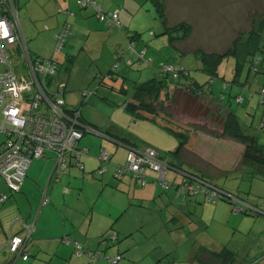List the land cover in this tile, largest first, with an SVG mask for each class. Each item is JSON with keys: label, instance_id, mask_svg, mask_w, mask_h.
I'll use <instances>...</instances> for the list:
<instances>
[{"label": "rangeland", "instance_id": "obj_1", "mask_svg": "<svg viewBox=\"0 0 264 264\" xmlns=\"http://www.w3.org/2000/svg\"><path fill=\"white\" fill-rule=\"evenodd\" d=\"M71 1L75 3L72 10L68 9L69 12L63 13L59 12L58 8H66V0H18L17 19L30 54L35 58L52 59L59 64V70L52 76L51 87L54 88L61 81L65 84L63 98L66 104L81 109L83 120L89 128H96L101 135L105 132L112 135L120 132L125 136L134 137L139 142L136 146L142 148L140 151L144 152L148 147L158 151L163 162L174 161L169 152L175 149V140L151 124L133 122L123 110V103L130 98L134 85L158 77L159 70L163 71L164 65H167L175 71L185 69L186 73L183 77L180 72L179 78L176 79L180 83L177 85L180 89L178 93L180 98L185 99V103L180 104L181 100L178 105L170 103L169 100L165 102L171 113H178L174 116L179 120L183 119V108L186 110L193 108L198 113L201 112L202 117L209 119V123L217 124L219 123L217 120L223 119L226 106L235 113L243 131L247 135L255 136L260 146L264 145V35L257 54L260 62L258 74L249 73L248 67H243L236 82H233L235 59L232 56L222 60L217 77L211 80L202 71L199 57L193 53L197 50L221 52L227 49L243 30L253 26V30L257 31L264 17V0H163L168 25L174 27L180 23L183 29L189 31V36L183 41V45H180L191 51L185 55L177 52L169 43V36L163 33L162 24L149 2L115 0L112 12L124 13V15L120 13L121 29L103 25L92 16L86 17V23L80 24L87 28L79 32L74 24L75 16L93 12V9H81L77 0ZM95 1L101 4L98 0ZM68 13L72 15H66ZM67 17L69 21H64ZM122 21H126L127 24ZM65 22L70 25L71 32L68 38L66 37L62 51L55 52L56 33ZM95 26L98 29H95ZM109 30L110 32H107ZM128 31L139 34L138 40L133 43L135 46L133 50L129 47ZM68 58L73 61L70 63L69 71L65 73ZM4 71L5 66H0V73ZM174 80L169 78V81ZM190 83H197L203 87L210 97L206 95L207 93L202 94L200 99L189 96L186 87ZM247 84L250 85V89L243 90ZM221 93H224L226 99L220 101ZM237 95L244 97L240 104L233 98ZM211 98L217 101L215 109L206 112L199 106L194 107L202 101L209 102ZM82 101L85 103L81 106ZM212 114L215 118L211 121ZM194 119H197V116L190 120L199 121ZM88 137L104 141L100 136L91 134H85L82 140L85 141ZM103 143L107 145L109 155L112 156L106 171V176L112 183H104L108 184V189L101 192V187L97 184L86 182L80 202L81 211L83 208V215L87 216L91 212V206H94L93 211L97 215L112 208H115V213L119 211L120 215L116 221L114 220L115 223L112 221L109 223V226L115 225L113 230L119 239L103 253L109 257L120 255L121 259L115 264H200L191 258L192 249L205 247L204 245L209 242L215 245V239L225 242L226 245L231 241L232 247L234 245L236 249L241 246L247 248L250 252L249 258L264 253V182L251 178L247 170L240 166L242 151L240 144L200 132L194 150L180 158V168H183V171L207 175V180L211 184L227 191L226 194L233 198L219 199L211 203L201 194H187L185 197V194L180 192L179 196L173 188L163 190L158 185L159 193L156 192L155 198L152 190L143 197V192L150 186L140 188L133 183V187L127 179L129 175L124 176L127 177L125 179L114 177L113 172L117 166L125 164L128 150L123 146L124 143L122 145ZM83 148L87 149V146ZM103 152L106 153L104 150ZM98 161L100 163L99 157ZM70 167L79 171V180L83 176L95 179L98 183L101 180L99 176L90 172L83 174L77 166H69V169ZM85 171L88 172L87 166ZM146 175L149 180L158 179V174L154 171L146 170ZM175 176V173L170 171L166 181H173ZM80 184H68L69 192L66 196L80 194ZM150 184L151 182L148 185ZM178 199L180 207L177 205ZM75 203L72 202V205ZM248 205L252 210L243 208ZM235 208L246 212H235ZM177 210L181 213L178 222L173 216ZM202 214L205 219L215 214L223 219L231 218V225L235 227H230L229 231L235 230V238H226L211 230H202L199 220ZM235 214L242 217H235ZM5 226H8V223L1 219L0 246L5 244L3 235ZM28 251L31 256L28 263L24 264L97 262L95 259L91 260L85 253L78 256L74 248L73 251L69 249L68 254H58L54 257V253L45 249ZM7 257L8 255L0 250V264H5ZM99 261H102V264H109L104 259ZM239 262L240 258L234 264ZM252 262L264 264V257H257Z\"/></svg>", "mask_w": 264, "mask_h": 264}, {"label": "built area", "instance_id": "obj_2", "mask_svg": "<svg viewBox=\"0 0 264 264\" xmlns=\"http://www.w3.org/2000/svg\"><path fill=\"white\" fill-rule=\"evenodd\" d=\"M77 4L81 9H93L94 16L109 27H119L117 13L105 14L95 0H77ZM66 15L70 16L72 13ZM70 30V25L65 22L56 33L55 52L62 51ZM26 46L13 1L0 0V66H5V71L0 73V134L5 137L0 144V177L13 193L19 192L32 161L41 158L47 150L54 152L56 156L51 175L54 182H58L59 175L69 166H77L83 171L81 159L88 150L79 144L91 129L82 122L79 110H68L64 106L65 84L61 81L54 88L51 87L52 76L59 70V64L52 59L33 57ZM132 46L129 45L133 50ZM165 71L171 76L168 79L178 78L171 67H166ZM235 101L241 102L239 98ZM160 158V154L151 148L142 152L132 147L128 149L124 166H117L115 176L131 174L143 186L146 170H151L162 181L167 168ZM99 159L102 166L96 170V175L106 171L103 164L109 163L110 156L101 152ZM197 184L206 187L202 191L211 202L233 199L215 186L201 181H197ZM6 199V195H0L1 202ZM46 202L44 195L42 205ZM243 208L252 210L249 205ZM234 211L243 210L235 208ZM23 227L27 229V233L24 236H9L6 244L9 257L14 263L20 258L23 261L28 258V253L24 250L32 228L25 225ZM63 243L71 245L78 256L85 253L91 260L104 259L109 264H115L120 259L119 255L104 257L98 252L88 251L67 237Z\"/></svg>", "mask_w": 264, "mask_h": 264}, {"label": "crops", "instance_id": "obj_3", "mask_svg": "<svg viewBox=\"0 0 264 264\" xmlns=\"http://www.w3.org/2000/svg\"><path fill=\"white\" fill-rule=\"evenodd\" d=\"M98 1L101 3L98 4L100 5V7L104 12L114 11L113 7L116 4L115 0H98ZM74 4L75 3H73L71 0H66V8H58V11L69 12L68 9L72 10ZM14 5L16 7V13H17L19 6L18 0H14ZM91 12L80 13L75 16L74 24L75 26L78 27L79 32L83 31L84 28H87L84 26H80V24L86 21V17L92 18V16H94L93 12L92 13ZM115 12L118 13L119 21H121L120 18L123 12L122 11L121 12L115 11ZM64 21H69L68 17ZM122 22L127 24L126 21L125 22L122 21ZM95 29L98 28H96L95 26ZM107 32H110V30ZM137 37H139V34H137L135 39L133 38V40H131L132 42L134 41L133 42L134 44H135V40L136 39L138 40ZM72 86L73 85L71 84V87ZM105 133L106 135L101 136L102 138L101 140L104 141H100L99 138L93 140L88 137L86 138L85 141L82 140L80 142L79 144L80 147L87 146V150H88V154L82 157L81 159L83 164V171H82L83 174L90 172L92 175H94L93 174L94 171L98 170V168L102 166L101 163H99L98 161V157L100 156V153L103 152L104 150L109 155L108 147L107 145H104L103 142H111L114 143L115 145L117 143L114 142L110 137L118 135V137L120 138L126 137L127 140L134 145L139 144L136 138L131 136H125L120 132H115L114 135L110 134L109 132H105ZM2 141H3V137L1 136L0 143ZM132 147L137 148L139 150L142 149V148H138V146H132ZM111 157L112 156H110V159ZM54 162H55V154L51 152H46L41 158L33 160L30 166L28 167L26 176L20 185L19 192L14 194H11L4 180L0 177V195H7L8 197L7 200L3 202L0 201V221L1 219H5L6 223H8V226H5V230H3V235L5 237V244L0 247H4L5 249V246L8 242L9 234H11V236L13 235L24 236L27 233V229L23 227V225H25V226H30L32 228L28 240L29 244L27 246V250L30 249L31 250L30 252H36L34 251L35 249H37V251L41 249L43 251V249H45V251L47 252L49 251L54 253L53 257L58 254L59 255H62L63 253L68 254L69 249H72L73 251V248L71 245H66L63 243L64 238L67 237L73 241L79 242V244L82 245L88 251L93 252L98 250L101 253H105V250L108 249L110 245H113L114 241H118L119 239V237L116 236L113 230V227H115V225L111 224V226H109V223L110 221L115 223L120 213H118L119 211L115 213L116 212L115 208H112L111 210L106 211L104 213L99 212L97 215L94 214L93 211L94 206H91L90 214L88 216L83 215L84 210L82 208L81 211L80 198L83 197L82 190L84 189V185L86 182L97 184V186L101 187V192L107 190L108 184L104 185V183H109L111 181L110 178L106 176L107 172L103 173L102 175L95 174L97 177L99 176L101 178L100 182L98 183L95 179L86 178L84 176L79 180V176H78L79 171L73 167H70L71 169L68 168L65 172L59 175L58 182H54L53 180H51ZM86 166L88 172L85 171ZM106 171L108 170L106 169ZM114 177H116L115 174ZM205 177L207 178L208 176L205 175ZM125 178L127 177H124V179ZM127 179L129 182H131V185L133 186L134 181L132 180V178L128 176ZM70 183L71 185L72 183L75 184L81 183L80 194L74 193L72 194V196H66L69 192V186L67 185ZM148 186L150 187H148L149 189L147 191L143 192V197H146L148 195V191L152 190L153 191L152 195L154 193L153 197L155 198L156 192L159 193V187L154 183H151ZM109 187L112 188L110 185ZM44 195L47 199V202L42 205V200ZM77 196H79L78 199ZM74 201L76 202L75 204H80V206H74L75 204L72 205V202ZM179 202L180 199H178L177 202V205L180 207ZM180 214H181L180 210L174 212L173 216L175 221L177 222L180 221ZM96 215H97V219H95ZM235 217H242V216L240 214H235ZM199 220H200V227L202 228V230L204 229L211 230L215 234L223 235L226 238L227 237L235 238V234H234L235 230L232 229V231H229L230 227H235L231 225V218L223 219L220 215L215 214V215H210L205 219L204 214H202ZM113 233L115 236L113 235ZM104 238L105 240L102 241V239ZM215 241H216L214 242L215 245L209 244L210 242L204 245L206 248L205 247L193 248L191 251V258L196 259L197 261H199L200 264H221L219 258L216 257L215 253L221 251L222 249H227L235 255V259L231 264H234V262L237 261L238 258H240V262L238 264H257L258 262L254 263L252 261L257 257H264V253H263L260 256L256 257L254 255L251 258H249L248 253L250 252L247 248L241 246L236 249L234 245L232 247L231 241L227 245L225 242L221 240L215 239ZM28 261L26 262L17 261V264L20 262L21 264L28 263ZM5 264H12V263L9 262V260L7 259ZM96 264H102V261L98 260Z\"/></svg>", "mask_w": 264, "mask_h": 264}, {"label": "trees", "instance_id": "obj_4", "mask_svg": "<svg viewBox=\"0 0 264 264\" xmlns=\"http://www.w3.org/2000/svg\"><path fill=\"white\" fill-rule=\"evenodd\" d=\"M12 1L14 3V0ZM144 1L149 2L154 7V10H155L154 12L157 16V19L162 24V27L164 30L163 33L169 36V43L180 54L185 55L186 53H188L190 50L180 45H183V41L186 40V37L189 36V31L187 29H183V25H180V23L174 27H171L168 25L167 20H166V12L164 8L163 0H144ZM104 13L111 14V13H117V12H104ZM99 22L102 23L103 25H106L104 21L102 22L99 21ZM118 22H119L118 28L121 29L122 24L120 23L119 18H118ZM137 34L138 33L136 32L128 31L127 37L129 38V42H131L129 45H133V42L131 40H133V38L135 39ZM263 35H264V17L262 21L260 22L259 26L257 27V31L253 30V26H250L249 29L243 30L241 34L239 35V37L234 39L231 42V44L229 45L227 49L221 52H218V51L200 52L199 50H197V51H193V53L199 57V59L202 62V71L211 80L217 77V70L222 60L228 56H232L235 59V70H234V76H233L234 81L233 82H236L237 77L240 74V71H242L243 67L247 66L249 73L252 72L255 75L258 74L260 62H259V58L257 54L261 48L260 44H261ZM132 48L134 49L135 46L133 45ZM71 61H73V59L67 60V63L64 69L65 73L69 71ZM166 67H169V66L164 65L163 71L159 70V73L157 74L158 77L156 78L154 77L145 83L134 85L133 93L131 94L130 98L125 100V102L123 103V110L128 116H130L133 119V122L140 121V122L151 124L154 127L158 128L159 130L171 136L176 142L175 149L172 152H169L170 157L174 161L169 162L170 168L168 169L162 181L158 179L149 180V177L146 175L144 178L145 184L143 186H140L131 174L126 173L124 175H121L115 178L120 179L123 176L129 175V177H131L132 180L134 181L135 185L139 186L140 188H145L151 182V183H154L160 186L161 188H163V190H168L170 188H173L174 190L178 192L179 196H180V192L184 193L185 197H187V194L189 195L190 194L191 195L201 194L204 196L203 189L206 190V187L197 184V181L205 182L206 184H210L211 186H214V185L211 184L207 180L204 174H201V173L197 174L193 172L191 173V172L183 171L182 170L183 168H180V162H179L183 154L194 150L196 141L199 137V133L202 132L207 135H213L215 136V138L229 140L232 142L234 141L240 144L242 146L241 156L239 160L240 166L247 170V174L251 178L259 179L264 182V145L260 146L255 136L247 135L243 131L238 121V118L236 117L233 111L229 110L225 106L226 112L224 114L223 119L217 120L219 121V123L217 124H211L209 123L210 122L209 119L207 120L204 118V116L202 117V113L201 112L198 113L193 108L192 109L190 108L189 110H186L185 108H183L184 113L183 112L182 113L184 115L182 114L183 119L180 118V120L176 116H174L178 113H171L170 110H168L167 105L165 103L166 100H169L170 103L173 102L174 105H178L180 100H181L180 104L185 103V99L180 98V95L178 93L180 89L177 88V85L179 86V83L176 79H178L179 77L175 78L174 81H169L168 76L169 77L171 76L169 75V73H166L165 71ZM172 72H174L175 74H178V76H179V73L181 72L183 77L186 76L185 69H181V71L180 70L175 71L174 69H172ZM186 88L189 91L188 93L189 96L197 97L198 99H200L202 94L207 93L205 90H203V87L197 85V83H190L188 87ZM249 89H250L249 84L243 87V90H249ZM173 92H176L177 94H173ZM94 93L96 94V91H94ZM262 94L263 92L261 93V95ZM206 95L209 96L210 94L207 93ZM229 97H231L230 94H229ZM233 98L234 100L236 98H239L240 101L244 99L243 96H239V95ZM219 99L220 101L222 99H226L224 98V93H221V96ZM220 101H218L219 102L218 104H220ZM216 102L217 101H214L211 98L209 102L202 101V103H199V105H195L194 107L199 106V108L201 107V109L206 110V112H208V111H211V109H215V106L217 105ZM64 103H65L64 106L68 110H79L81 114L82 122L85 125H87L83 120V116H82L80 108L68 106L65 100H64ZM84 103L85 102L82 101L81 106ZM240 103H237V104H240ZM229 105H230V102H229ZM190 111L191 112L194 111V112L191 113ZM185 116H188V118H186ZM194 116H197V119H194V120H199L197 121L198 123L196 121L190 120ZM214 118H215L214 114L210 115L211 121ZM90 128L92 129L93 127H90ZM93 130L98 132L96 128H93ZM86 134H88V131ZM0 135L3 137V141H4L5 137L2 134ZM104 135H106V133H104ZM110 138L114 142H117L118 144L120 143V145L124 143L123 146L126 147L127 150L132 148V146H136L130 143L126 137L120 138L118 136L117 137L112 136ZM103 166L107 167V164L105 165L103 164ZM170 171L175 173L176 178L173 181H168V180L166 181L167 175L169 174ZM95 172L96 171H94L93 173L94 175L96 174ZM114 174H115V171H114ZM215 187L219 188L218 186H215ZM219 189H221L222 191H225L222 188H219ZM10 192L11 194H14L11 190ZM204 198L207 202H211L208 200V196L207 197L204 196ZM211 203H214V202H211ZM243 212H246V211L243 210ZM9 236H11V234H9L8 237ZM104 240L105 238L102 239V241ZM77 243L79 244V242ZM28 244L29 242L27 243V246ZM1 250L3 251L4 254L8 255L7 259L9 260V262L12 261V264H13L14 261L9 257V252H8V249H6V246H5V249L4 247H2ZM24 251L28 253V258L25 261H23L20 258L18 259V261L26 262L30 259L31 255H29L27 247ZM215 254H216V257L219 258L221 264H231L233 263V260L235 259V255L227 249H222L221 251ZM14 264H17V261Z\"/></svg>", "mask_w": 264, "mask_h": 264}, {"label": "flooded vegetation", "instance_id": "obj_5", "mask_svg": "<svg viewBox=\"0 0 264 264\" xmlns=\"http://www.w3.org/2000/svg\"><path fill=\"white\" fill-rule=\"evenodd\" d=\"M179 85H180V84H179ZM160 160L162 161V159H161V158H160ZM161 163H162V164H164V165L166 166V168H167L166 170L168 171V169L170 168V166H169L170 164H169V163H167V162H163V161H162ZM166 173H167V172H166ZM93 252H98V253H99L101 256H104V257H106V255H105V254L101 253V252H100V251H98V250H97V251H93ZM115 255H117V254H115ZM108 257H109V256H108ZM99 260H101V259H99Z\"/></svg>", "mask_w": 264, "mask_h": 264}, {"label": "water", "instance_id": "obj_6", "mask_svg": "<svg viewBox=\"0 0 264 264\" xmlns=\"http://www.w3.org/2000/svg\"><path fill=\"white\" fill-rule=\"evenodd\" d=\"M88 134L95 135L97 137H101L102 135L98 133L97 131H94L93 128L88 131Z\"/></svg>", "mask_w": 264, "mask_h": 264}]
</instances>
